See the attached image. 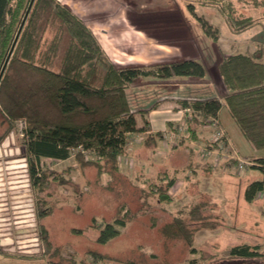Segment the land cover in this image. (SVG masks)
Masks as SVG:
<instances>
[{
  "label": "trees",
  "instance_id": "1",
  "mask_svg": "<svg viewBox=\"0 0 264 264\" xmlns=\"http://www.w3.org/2000/svg\"><path fill=\"white\" fill-rule=\"evenodd\" d=\"M30 2L0 0V73ZM190 11L195 16L193 7ZM231 12L234 14L233 8ZM227 18L240 33L248 24L247 19H237L233 15ZM199 21L217 42L212 27L201 18ZM259 58L257 51L223 54L218 65L227 91L223 100L182 102V105L193 107L207 118H218L224 108L254 149L264 148V62ZM205 75V66L194 59L148 68L116 65L107 59L86 23L68 6L56 0H34L0 81V114L10 127L18 120L26 122V151L36 161L41 158L67 160L74 149L81 148L97 155L99 160L92 163L99 169H103L105 164L110 167V172H119L120 158L125 155L129 135L149 130V122L145 118L143 127L137 126L127 96L130 85L141 77L202 79ZM160 137L162 134L157 133L145 138V142L150 144ZM251 162L255 163L251 168L264 174V169L259 166H264V158ZM36 172L32 165L31 175ZM105 173L108 174L106 171L102 174ZM42 180V189H45L49 186L50 177L44 174ZM175 183V178H171L158 186L160 202L172 199L170 190ZM262 190L264 181L252 182L246 190V199L252 201ZM39 215L46 217L49 211L44 208ZM181 225L180 220H176L166 225L163 232L166 234L173 230V234H177ZM125 226L126 221L122 218L101 226L97 243L105 244L116 238ZM42 241L46 246L45 256L27 260L40 264H96L108 259L107 254L97 250L89 252L94 259L92 263L74 258H46L53 246L45 228H42ZM260 250L259 245L233 246L228 264H236L237 261L262 264L258 262L264 257ZM55 251L54 248L53 257L57 255Z\"/></svg>",
  "mask_w": 264,
  "mask_h": 264
},
{
  "label": "rangeland",
  "instance_id": "2",
  "mask_svg": "<svg viewBox=\"0 0 264 264\" xmlns=\"http://www.w3.org/2000/svg\"><path fill=\"white\" fill-rule=\"evenodd\" d=\"M229 1L224 0L220 5L221 0H177L175 13L179 14L194 6L195 16L205 14L209 20L215 21V17H219V12L224 11L225 13L222 14L228 19L227 17L234 16L231 12L232 8L228 7L231 6L228 4ZM56 2L68 6L74 13L82 14L84 17H88L87 13L91 12L89 3L77 2L76 4L74 0H56ZM142 5L143 10L148 7L145 3ZM122 6L123 12H125L128 9L127 5L122 4ZM192 18L189 23H192L193 27H197L198 23L193 21V15ZM180 19V15H176V24L172 25L174 28L183 26L179 23ZM182 22L184 23V21ZM86 25L93 32L102 48L99 40L100 32L103 29L111 31L112 23L109 28L108 25L98 23L87 22ZM141 41L142 48L149 45H146L144 37ZM159 43L162 42L159 41ZM121 47L112 45L110 57L105 55L110 62L122 67L148 68L155 65L137 62L136 56L125 53ZM116 60L123 64L116 63ZM154 79L153 76L141 77L135 84L130 85L128 91L136 90ZM227 114V111L222 112L223 122L231 124V127L235 128V124L229 121ZM26 131L27 124L24 120H18L10 127L0 114V143L3 141L2 144H4L8 140V147L6 143L4 147L2 144L0 145V225L3 224L0 226V232L8 233L5 230L10 228L7 224L14 222L13 215L17 209L13 208L20 200L19 198L14 199L18 196L13 193L16 190L23 191L21 195L25 196L26 205H30L29 224L32 226L18 230L19 233H17L15 225L12 224V237L16 239L24 236L22 237L24 239L21 238L20 241L26 242L17 244L16 241L13 245L14 249H11L12 246L6 249L0 247V264H40L30 262L27 258L45 256L46 246L42 241V228L46 229L53 246L46 258L65 260L74 258L80 262L92 263L94 259L89 254L91 250L108 255V259L97 261L96 264H177L193 260L197 264H228L230 248L240 245L243 240H246L244 235L232 233L230 221H234V214L229 215L228 226L226 217L222 216L221 218L220 212L216 210L217 207L219 209L221 207L220 203L216 201L219 192L222 191L221 193L228 197L226 193H229L231 188L236 193L239 188L241 191V186L239 188L237 186L239 181L242 182L240 174L232 172L227 178L222 176L223 178L215 179L214 188L208 191L198 182L190 185L186 182L184 170L193 156L191 148L186 145L172 150L167 157L159 160L158 166H154V170L144 173L143 169L136 165L135 154L137 153L135 152L138 149V144L141 141L145 142V135L130 134L131 138L128 137L124 148L125 155L120 158L119 172H110V167L104 163L103 169H99L92 163L99 160L94 152L81 148L74 149L71 157L66 161L50 158H41L36 161L33 157L28 156L26 151ZM233 140L240 144L243 154L250 151L253 154L264 156V148L253 149L247 141L241 139L239 134H236ZM17 149L20 150V155L17 156L24 158L27 164L26 173L12 174V171L8 169L12 164L6 162L12 158L9 155L6 157V154L9 150L16 151ZM140 153L145 154L142 151ZM32 165L37 171L34 176L31 175L30 170ZM248 169L249 172L258 176H264L261 171ZM232 170L236 171V168H232ZM103 171L108 174H102ZM23 174H28V177L13 179V176H22ZM44 174L50 177V183L47 188L42 189ZM171 178H175L177 182L176 187L170 190L172 199L160 202L157 188ZM26 179L29 180L26 181ZM15 181L19 183L14 184ZM234 198L238 204V195H235ZM44 208L49 211V215L40 217V210H44ZM26 213L27 211L21 209L20 215H26ZM117 218L126 221V226L120 229V235L105 244L97 243L98 229L106 223H113ZM176 220H180L182 223L181 231L173 234L174 231L169 230V233L165 234L164 227ZM221 231L224 234L220 235ZM28 239L32 242L27 243ZM35 239L38 240V243L34 241ZM35 242L39 245L26 247V245H32ZM260 247V251L264 254V246ZM54 248L56 249L55 253L57 252L55 257L52 256ZM16 256H23L25 259ZM258 262L264 264V257ZM238 263L252 264L250 261H237L236 264ZM44 264L46 263L44 262Z\"/></svg>",
  "mask_w": 264,
  "mask_h": 264
},
{
  "label": "crops",
  "instance_id": "3",
  "mask_svg": "<svg viewBox=\"0 0 264 264\" xmlns=\"http://www.w3.org/2000/svg\"><path fill=\"white\" fill-rule=\"evenodd\" d=\"M74 1L76 4L84 2L91 5V12L87 13L88 17L74 13L85 23L108 25V28L112 23L111 31L101 30V38H99L107 57L112 54V45H118L122 46L125 53L136 56L135 60L143 64L158 65L188 59L202 62L206 68V75L202 79L155 77L144 86L128 91V100L135 113L138 128L143 127L144 118L149 122V130L140 134L145 135V138L155 136L157 133L162 134V137L155 142L146 144L141 141L138 144L135 152L136 165L143 169L144 173H148L155 169L154 166H158L161 158L167 157L172 150L186 145L191 148L193 156L184 170L186 182L190 185L198 182L208 191L214 188L215 179L227 178L232 172H238L242 182L239 181L237 186L238 188L241 186V191L239 188L236 193L231 188L232 191L226 193L228 197L221 193L222 191L219 192L216 201L221 207L220 209L217 207L216 210L220 212L221 218L226 217L227 224L229 215L234 214V221H230L232 233L246 237L240 245L264 246V191L259 192L252 201H248L245 195L248 186L254 181H264V176L249 172L248 168L251 167L239 168V160L251 161L262 159L264 156L250 151L243 154L240 144L233 138L239 134L241 139L247 140L229 114L227 117L235 124V128L223 122L221 114L226 111L224 108L218 116L226 132L225 146L222 148L212 142L214 130L210 126V118L204 117L198 111H188L189 108H193L189 105H182L184 101H208L216 98L223 100L227 91L218 71L223 54L257 51L259 61L264 62V0L229 1L234 10L233 17L248 20L247 26L241 33L236 30L232 21H227L221 11L219 17H215V21L209 20L205 14L194 16L190 9L176 14L177 0ZM142 3L148 5L144 10ZM122 4L127 5L128 9L125 12ZM176 15H180L179 23L183 25L182 27L172 26L176 24ZM192 15L193 21L198 23L197 27L189 23L193 19ZM199 18L206 22L207 26L212 27L211 30L217 35V42L208 35ZM185 24L187 25L184 26ZM142 37L146 39V45L149 44L144 48L141 46ZM159 41L162 43L160 44ZM155 43L157 44L152 46ZM115 62L123 64L118 60ZM249 145L254 149L250 143ZM223 153L225 157L222 158ZM232 168H236V171ZM252 169L260 171L256 168ZM176 185L177 182L171 189L173 190ZM235 195H238V204ZM222 234L223 231L220 232V235ZM16 257L25 259L23 256Z\"/></svg>",
  "mask_w": 264,
  "mask_h": 264
},
{
  "label": "water",
  "instance_id": "4",
  "mask_svg": "<svg viewBox=\"0 0 264 264\" xmlns=\"http://www.w3.org/2000/svg\"><path fill=\"white\" fill-rule=\"evenodd\" d=\"M33 3H34V0H31V2L29 4V7L27 9V12H26V14H25V16L23 18L22 24L20 25L19 30H18V32L16 34V37H15V39L13 41L12 47H11V49L9 51V54H8L7 59L5 61V64H4V66H3L2 70H1V73H0V81H1L2 75H3L4 71H5V68H6V66H7V64L9 62V59L12 56L13 50H14L16 44H17L18 38L20 36V33H21L22 29H23V26H24V24L26 22V19H27L28 15H29V12H30V10L32 8ZM7 142H8V140L5 142L6 145H7ZM5 143L2 144L3 147L5 146ZM7 147H8V145H7ZM6 152H7V150H6ZM8 155L12 158V160L6 162V163L12 164L10 166V168H8L9 170L12 171L11 173L12 174H16V173H19V174L26 173V171H27V169H26L27 168V164L25 162V159L24 158H20V157L17 156V155H20V150H18V149L16 151L9 150L8 154H6V157ZM16 162H20V163L16 164ZM24 176H27L28 177V174L27 175H24L23 174L22 176H13V179L14 178L15 179L16 178H23ZM28 180L29 179H26V181H28ZM16 183H19V182L18 181H15L14 184H16ZM22 192L23 191H17V190L13 192L15 195H18L14 199H18L19 198L22 201L18 200L17 205L13 208V209L16 208L17 209V212H14V215H13V221L14 222L7 224L8 227H10V228L5 229V230L8 231V233H6V232H0V247H3L4 249H6L7 247H10V246H12L11 249H14L13 245L16 243V241H17V244H21L22 242H26L24 240L23 241H20V239L22 237H24V236L17 237L16 239H14L12 237V235H13L11 233V230H12L11 226H12V224L15 225L14 227L16 228L17 233H19L18 230H21V229H24V228H31L32 227L31 224H29L30 223V217H31V215H30L31 210L29 209L30 208V205H26V203H25L26 202V198H25V196L23 194L21 195ZM21 209H23V211H25V212L27 211L26 215H20ZM0 226H3V224L0 225ZM22 239H24V238H22ZM34 241L37 242L38 240L35 239ZM30 242H32V240H29L28 239L27 240V243H30ZM36 242H35V244H32V245H30V244L29 245H26V247H31V246H34V245L35 246H38L39 244H37L38 242L37 243ZM21 247H23V246H21Z\"/></svg>",
  "mask_w": 264,
  "mask_h": 264
},
{
  "label": "built area",
  "instance_id": "5",
  "mask_svg": "<svg viewBox=\"0 0 264 264\" xmlns=\"http://www.w3.org/2000/svg\"><path fill=\"white\" fill-rule=\"evenodd\" d=\"M188 111L196 112L193 108H189ZM210 126L213 128V138L212 142L216 145H219L220 147L225 146V140H226V133L224 128L221 126L218 118H210ZM225 157V153L222 154V158ZM239 168L244 169L245 167H251L255 163L248 161V160H239ZM264 169V166L259 165ZM264 191V190H263Z\"/></svg>",
  "mask_w": 264,
  "mask_h": 264
},
{
  "label": "flooded vegetation",
  "instance_id": "6",
  "mask_svg": "<svg viewBox=\"0 0 264 264\" xmlns=\"http://www.w3.org/2000/svg\"><path fill=\"white\" fill-rule=\"evenodd\" d=\"M3 142V141H2ZM2 142L0 143V145L2 144ZM30 170H31V168H30Z\"/></svg>",
  "mask_w": 264,
  "mask_h": 264
},
{
  "label": "bare ground",
  "instance_id": "7",
  "mask_svg": "<svg viewBox=\"0 0 264 264\" xmlns=\"http://www.w3.org/2000/svg\"><path fill=\"white\" fill-rule=\"evenodd\" d=\"M18 163H20V162H16V164H18Z\"/></svg>",
  "mask_w": 264,
  "mask_h": 264
}]
</instances>
